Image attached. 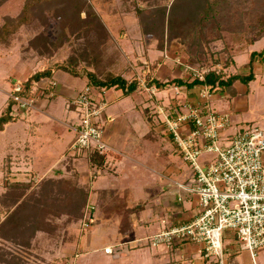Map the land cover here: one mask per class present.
I'll use <instances>...</instances> for the list:
<instances>
[{
  "label": "rangeland",
  "instance_id": "rangeland-1",
  "mask_svg": "<svg viewBox=\"0 0 264 264\" xmlns=\"http://www.w3.org/2000/svg\"><path fill=\"white\" fill-rule=\"evenodd\" d=\"M27 1L0 0V28L22 15ZM210 1L215 0H37L30 5L26 13L29 21L0 44V72L5 75L0 76V114L6 110L18 81L26 82L34 72L47 68H52V75L43 78L46 83H33L29 108L21 110L15 102L12 119L5 124L8 133L0 131V264H192L186 253L187 243L173 249L168 244L148 243L146 238L168 226L173 215L182 209H197L194 196L176 184L188 183L190 164L160 129L161 117L151 115V110L158 103L168 107L185 95L194 101L198 87H188L187 94L168 90L156 96L145 87L157 78L162 82L176 78L191 81L204 69H214L226 78L235 72L231 65L236 56L240 60L238 68L245 69V55L251 44L247 40L259 38L249 26L264 15V0H220L215 16L200 8ZM137 6L143 10L140 15ZM168 15L171 21L167 27ZM263 47L264 38L253 49ZM58 64H71L76 70L93 72L99 78L110 72L137 83L127 103L122 104V116L113 121H105L103 116L110 152H115L116 146L124 154L119 170L123 178L116 179L113 192L103 194L105 202L97 201L100 207L92 201L96 197L89 196V175L91 181L101 174L103 179L105 171L109 175L115 164L105 162L103 171V166L88 161L89 156L74 158L69 151L72 142L66 150L72 141L68 131L57 142L55 131L50 128L51 133L44 134L48 141L44 148L34 142L31 150L22 138L26 134L24 126L38 120L32 116L41 107L37 98L41 103L44 96L54 95V80L58 82L57 94L51 102H55L59 113L51 125H59L72 115L75 122L78 120L70 102L88 79L86 82L83 76H74ZM246 71L249 72L248 67ZM54 76L56 79L51 81ZM64 84L69 100L58 92ZM250 86L249 94L241 91L237 95L243 98V109L250 105L256 114H261L264 86L253 82ZM246 87L242 84L239 89ZM96 89L99 99L97 93L101 89ZM227 91L219 87L215 94ZM107 105L106 117L111 112L109 102ZM133 106L136 109L130 111ZM136 112L150 122L136 119ZM250 117L249 112L244 116ZM230 119L233 122L232 115ZM150 129L151 133L142 137ZM48 144H54V151L40 155ZM60 151H65L63 163L47 170ZM33 153L36 156L32 157ZM212 156L203 153L199 160L204 163ZM124 188L130 189L126 199ZM116 200L126 201L130 207L120 215L102 218L103 211L118 203ZM225 244L232 246L228 253L232 258L237 256L241 264H264V247L252 259L233 235L225 236ZM106 246L119 251L105 252ZM195 247L190 245L192 250ZM128 250L129 255L124 256L123 251L127 254Z\"/></svg>",
  "mask_w": 264,
  "mask_h": 264
},
{
  "label": "built area",
  "instance_id": "built-area-1",
  "mask_svg": "<svg viewBox=\"0 0 264 264\" xmlns=\"http://www.w3.org/2000/svg\"><path fill=\"white\" fill-rule=\"evenodd\" d=\"M179 61V60H178ZM207 70L196 74L204 80ZM11 93L21 110L32 105L28 97L20 96L25 82H17ZM198 98H182L166 107L157 104L151 115L161 117L160 129L172 140L183 158L190 164L191 176L187 184L176 182L177 187L190 192L197 203L196 212L186 221L175 222L150 235L148 243L168 244L179 248L187 243L195 245L189 263L231 264L225 236L233 235L241 249L252 258L264 247V127L245 125L241 131L228 133L231 119L227 112L217 110L212 100L218 86L200 84ZM156 96L163 91L187 94V89L170 85L160 89L156 85L145 87ZM87 83L70 102L78 120L73 126L75 138L69 151L74 158L91 153L107 154L112 148L107 142L103 116L106 100L95 95ZM102 88L100 94L105 92ZM179 97H182L181 95ZM25 100H27L25 102ZM203 153L214 156L200 162ZM181 199V197H179ZM119 251L107 246L105 252ZM193 256V257H192Z\"/></svg>",
  "mask_w": 264,
  "mask_h": 264
},
{
  "label": "crops",
  "instance_id": "crops-1",
  "mask_svg": "<svg viewBox=\"0 0 264 264\" xmlns=\"http://www.w3.org/2000/svg\"><path fill=\"white\" fill-rule=\"evenodd\" d=\"M261 39H263V38H261ZM261 39L256 40L253 44L248 45L249 50H248V52H246V55H245L246 61L244 64L245 69L243 71L238 68V63L240 61L238 59V56H236V58H234L235 63H234V65H231V66L232 67L234 66L233 68H234L235 72H239L240 74H244V75L249 73L246 71V68L248 67V71H250L249 70L250 69L249 61H250L251 52L252 51H260L264 48L263 47L261 49H256V48L253 49V47L256 45V43L258 41H260ZM4 50H6V49H4ZM1 57L6 58V56L4 54H1ZM252 70L255 74V78L252 81H250L248 85L245 84L247 86L245 89H242V90L239 89V87L240 86L242 87V84H244V83L237 81L233 84V87H232V89H234V90H232L233 92L228 89L227 92L216 93L213 97L212 104L217 110L227 112L228 114H230V117L232 115L233 122L231 121V127L228 130V133H236L242 126H245V125L260 126V125L264 124V112L261 114H256L255 108L250 107V105H248L247 108L243 109V98L237 95L241 91H245L243 93L249 94V91L251 88L250 83H252V82L256 83L257 86H261V85L264 86V63L262 62V60L258 56H256V58L253 60ZM2 74L3 73L0 72V76L4 77L5 75L3 76ZM22 75L24 76V74H22ZM17 76L22 77V76H19V74H17ZM47 78H45V79H47ZM54 79H56L55 76L53 78H51V81ZM83 79L87 82L86 77H83ZM52 82H53V84L56 85V86H52V89L54 90V95H52L51 98H47V96H44L45 99L41 100L42 101L41 103H40V99L37 98L38 99L37 105L38 106L40 105L42 108L40 107L39 110L36 113H34L32 116H34V117L37 116L38 120L35 119L34 123L27 125V127L24 126V130L26 131V134L23 135L22 138H23V140H25V143H27L29 145L28 147L30 150L34 145V142H38L39 143L38 146L39 147L43 146V148H44V146H45L44 143L45 142L48 143L47 138L44 136V134L45 133H51L52 130H50V128L55 131V135L57 136V142L60 141L61 139H63L65 133H68V132L72 133V141L75 138L76 133H75V130L73 128V126L75 125V119H74L75 117L74 118L72 117L74 115L71 116V119L61 120L60 121L61 123L59 125L58 124L51 125L52 121L56 120V118L58 117V113H59V110L57 109V105H55V102H51V100L54 97H56L57 91L55 92V89L57 90L56 87L58 86V82H57V80H54ZM44 83H46V81H44ZM62 86H63L62 89L59 90L58 92H60L61 95H63L64 97H66L68 99L69 98L68 94H66V92H65L67 86L65 84ZM108 89H110V88H108ZM108 89H106L103 94H100V91L97 94L101 95L106 100L107 103L109 102V105L111 108V112L109 113L110 115L108 117H106L105 112H104L105 121H113L114 117L122 116L123 111L121 110V107H122V104L127 103V99H128L129 94H125L122 89L115 88V87L111 88L110 90H108ZM63 90L65 93L63 92ZM229 97H231V98H229ZM263 97H264V94H263ZM139 105H141V104H139ZM107 107H108V105H107ZM134 109H136L134 106L129 108L130 111H133ZM247 112H249L251 114V117L248 119H245L244 116ZM234 116H235V118H233ZM134 117H136V119L137 118L138 119H145V120L149 121L148 119L145 118L144 115L141 116L139 112H136L134 114ZM143 124L145 125L144 122H143ZM150 126H152V125H150ZM7 127L8 126L6 125L4 127L5 130L1 131V133L7 134L8 133ZM262 127H264V125ZM151 131H152V129H150L148 132L145 131L146 133L144 132L142 137L148 136L149 133H151ZM43 138H45V140H43ZM72 141L68 142L66 150L68 149V147L70 146ZM54 148H55L54 144L53 145L48 144V145H46V148L42 150L43 152L39 151V154L41 152L40 155H46L47 156L54 151ZM114 148H115L114 149L115 152H110L107 155L106 163H109V165H111V163H112V165L115 164V166L116 165L118 166L117 167L118 169L114 168L115 166H113L112 172L108 175L107 171H105L106 167H104L103 171H105L104 176H106V177H104L103 179H100V176L103 175V174H101V175L96 176V180L91 181L90 175L88 178L90 180V187H89L90 188V191H89L90 195L89 196L90 197H93V196L96 197L95 200H92V201H94V203H95L94 205L95 206L97 205V207H100V205L97 203V201H100V204L102 201L105 202V198L102 197V196H104L103 194H105V193L110 194L111 192H113V190H114L113 184L115 183L116 179L118 177H119L118 179L123 178L122 177L123 174L119 170H121V167L123 166L122 156H123L124 152H122L116 146ZM64 152L65 151H63V152L60 151L58 158L55 159V161L47 168V170H49L53 166L56 167L57 164L63 163L62 156H63ZM33 156H36V153H35V155L33 153L32 157ZM88 161H90V160H88ZM114 161H117V162L113 163ZM133 167H135V165H133ZM127 191H130V189L129 188L123 189V196H125V192H127ZM100 195H101V197H100ZM196 210L197 209H194V208L192 209V208H187V207H186V209H182L181 211H179L173 215L171 221H169V223H168V226L175 223V222L186 221L196 212ZM102 218H103V216H102ZM102 218H100V219H102ZM99 223H100V221H99ZM131 224H135V223L131 222ZM135 225H140V223L135 224ZM128 232H125V233L128 234ZM173 249H178V248H173ZM127 252H128L127 254H124L125 252L123 251V255L124 256L129 255V250ZM186 253H188L187 256L190 257V255L192 254V251H190V248H187ZM254 258H252V259H254ZM179 259H182V258L179 256ZM232 261H233V264H241L240 261L237 259V256H234L233 258H231V264H232Z\"/></svg>",
  "mask_w": 264,
  "mask_h": 264
},
{
  "label": "trees",
  "instance_id": "trees-1",
  "mask_svg": "<svg viewBox=\"0 0 264 264\" xmlns=\"http://www.w3.org/2000/svg\"><path fill=\"white\" fill-rule=\"evenodd\" d=\"M35 1H37V0H28L25 3V6L23 8L24 13L22 15L18 16L17 18H15V20L12 23L7 22L2 28H0V44L5 43L8 40L7 37H9L10 34H13L14 31L17 29V27L19 28V26L21 24L27 23L29 21V16H28V14L26 15V13H28L27 11H28V9H30V5L32 3H34ZM219 2H220V0H215L214 2L210 1L208 3V5L205 7L200 5V8H202V10H204L207 14L211 13V16H215L219 13V10H220L219 9L220 7H218ZM136 9H137V13L139 15L142 14L143 10L141 7L137 6ZM165 14L166 13L163 11L162 15L165 16ZM162 19H164V18H162ZM160 20H161V18H160ZM161 21L163 22V20H161ZM165 21H166L167 27H168L169 22L171 21V17H169V15H168V17L166 18ZM251 29L256 30V33L259 36V38L255 39V40L254 39L247 40L248 42L253 44L256 40L264 38V15L260 16V18H258L255 21V24H251L249 26V30H251ZM256 56H258L262 60V62H264V48L260 51H252L251 52L250 61H249L250 71L246 75L240 74L239 72H234L225 78L224 76H222V74L220 72H217L214 69H210L205 74L204 80H199L198 78H193L190 81L187 79L176 78V79L170 80L168 82H162L161 80H159L157 78L156 80H153L150 85H156L158 88H165V87L170 86V83H172L174 85H179L181 87H185L186 89H188V87H193L196 84L197 85L208 84V85H212L213 87L218 86V87H222V88H227L230 91H232V90H234V89H232V87H233V84L235 82L240 81V82L248 85L249 82L255 78V74L252 70V64H253V60L256 58ZM73 63H75V61H73ZM57 66L59 68L64 69L65 71L71 73L74 76L86 77L88 79V83L91 84L95 88L97 87L100 89H102V88L108 89V88L115 87V88L122 89L125 94H130L137 87L136 86L137 83L135 81L129 82L122 75H115V74L109 72L104 76V78H99L98 76H96V74H94L93 72H90V71H86L84 74L82 71H78L74 67H72L71 64L70 65H67V64H60L59 65L58 64ZM51 75H52V68H47L43 71L34 72V74H32L31 77L28 78L27 81L25 82V90L22 93H18V94L20 96H23V97L30 96V92H31V88L33 86V83H37V82L39 83L40 81L43 80V78H47V77L49 78V77H51ZM14 104H15V100H13L12 98H9V103H8V106L6 107V110H4L0 114V131H2L4 129L5 124H7L8 122L11 121L12 116L10 114H11V109H12ZM106 158H107L106 154L105 155H103V154L99 155L95 152H93L89 155L90 161H92L97 167H102V166L104 167L105 162H106ZM128 193H129V191L125 192V196H124L125 199H126V196L128 195ZM85 195H86V193H85ZM115 198H118V196L114 197V200H115ZM116 202H118V203L112 204L108 210L103 211L102 216L104 218L109 219L112 216L120 215L125 211V209L129 208L126 201H123V203H121L119 200H116Z\"/></svg>",
  "mask_w": 264,
  "mask_h": 264
}]
</instances>
